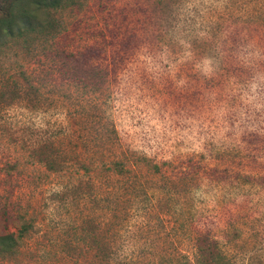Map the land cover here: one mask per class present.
<instances>
[{
  "label": "rangeland",
  "instance_id": "374dc122",
  "mask_svg": "<svg viewBox=\"0 0 264 264\" xmlns=\"http://www.w3.org/2000/svg\"><path fill=\"white\" fill-rule=\"evenodd\" d=\"M50 16L0 46V264H196L199 233L264 264V0Z\"/></svg>",
  "mask_w": 264,
  "mask_h": 264
},
{
  "label": "trees",
  "instance_id": "16d2710c",
  "mask_svg": "<svg viewBox=\"0 0 264 264\" xmlns=\"http://www.w3.org/2000/svg\"><path fill=\"white\" fill-rule=\"evenodd\" d=\"M74 2L75 0H0V11L4 12L0 15V46L12 38L26 41L29 36L38 38L45 34H54L56 25L50 14L63 10ZM40 12L46 13L43 19L38 18ZM77 61L79 65V59ZM115 165L114 170L118 173L128 170L123 161H116ZM49 168L53 171L58 170L52 163ZM154 168L159 170V165L155 164ZM238 176L249 178V175L241 173H238ZM4 213L1 216H4ZM29 228L30 226L24 222L18 233L0 234V258L12 257L20 251L21 242L27 237ZM195 248L196 264H235L233 257L219 241L207 234L199 233L196 236Z\"/></svg>",
  "mask_w": 264,
  "mask_h": 264
}]
</instances>
